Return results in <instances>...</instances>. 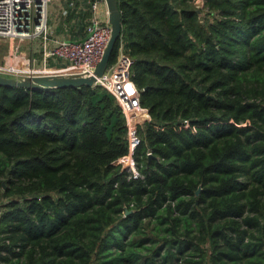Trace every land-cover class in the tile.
Instances as JSON below:
<instances>
[{"label":"trees","instance_id":"1","mask_svg":"<svg viewBox=\"0 0 264 264\" xmlns=\"http://www.w3.org/2000/svg\"><path fill=\"white\" fill-rule=\"evenodd\" d=\"M119 2L139 173L103 85L0 84V264H264V0Z\"/></svg>","mask_w":264,"mask_h":264},{"label":"built area","instance_id":"2","mask_svg":"<svg viewBox=\"0 0 264 264\" xmlns=\"http://www.w3.org/2000/svg\"><path fill=\"white\" fill-rule=\"evenodd\" d=\"M193 1L197 7H205L206 0ZM54 2L59 10L55 24L64 22L69 27L76 24L78 17H70L73 9L91 12L84 37L70 39L58 35L56 25L49 23V9L51 5L55 11ZM101 3L105 5V13ZM108 14L106 0H0V38L15 37L21 41L12 45V50L0 63V75L20 78L38 74L83 75L94 72L112 34ZM24 46L26 52L23 51ZM133 63V57L125 51L122 43L117 61L99 77L97 85L109 90L122 107L130 147L126 162L137 175L139 172L133 155L141 142L139 125L151 115L149 109L142 105L141 90L133 80Z\"/></svg>","mask_w":264,"mask_h":264},{"label":"water","instance_id":"3","mask_svg":"<svg viewBox=\"0 0 264 264\" xmlns=\"http://www.w3.org/2000/svg\"><path fill=\"white\" fill-rule=\"evenodd\" d=\"M108 6L109 21L112 24V34L105 48L104 54L96 66L94 72L87 74H38L26 75L24 77H11L0 75V84L8 86H21L30 89H45L55 87H80L83 85L95 86L99 77L107 71L110 66V60L115 50L117 42L122 35L123 15L119 0H106ZM6 186V185H5ZM202 186H199L197 193L199 194ZM129 211H127L128 213Z\"/></svg>","mask_w":264,"mask_h":264},{"label":"rangeland","instance_id":"4","mask_svg":"<svg viewBox=\"0 0 264 264\" xmlns=\"http://www.w3.org/2000/svg\"><path fill=\"white\" fill-rule=\"evenodd\" d=\"M55 11H53L52 6L50 5V9H49V23L50 24H54L56 25V28L59 29L60 33H65L66 35L70 36V39H72L71 35L73 33V31L75 30V28H77V23L74 24L72 27H69V25H65L64 22H60L59 24H55L57 19V14H58V9L57 3H53L52 4ZM103 3H101V6L103 7ZM56 19V20H55ZM21 42L18 38H0V60H3L5 58H3V55L6 53V51L4 50V47H10L12 45H15L16 43ZM24 42H29V40H24ZM1 62V61H0Z\"/></svg>","mask_w":264,"mask_h":264},{"label":"crops","instance_id":"5","mask_svg":"<svg viewBox=\"0 0 264 264\" xmlns=\"http://www.w3.org/2000/svg\"><path fill=\"white\" fill-rule=\"evenodd\" d=\"M103 8H104V13H105V5H103ZM56 32L58 33L59 36H64V37L70 38V36L66 35L65 33H60L58 28H57ZM73 34H74V32L72 33V35H73ZM72 35H71V37H72ZM78 37H79V36H78ZM75 38H76V37H75ZM25 46H26V45H25ZM25 46H24V48H23V51H24V52H26V48H25ZM12 47H13V46H10V47H4V50L6 51V53L3 55V58H5V56L7 55V53H9V52L12 50ZM3 60H4V59H3ZM3 60H0V61L2 62ZM1 62H0V63H1Z\"/></svg>","mask_w":264,"mask_h":264}]
</instances>
